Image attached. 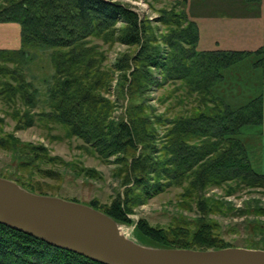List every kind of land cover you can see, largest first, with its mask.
Masks as SVG:
<instances>
[{
    "label": "trees",
    "instance_id": "16d2710c",
    "mask_svg": "<svg viewBox=\"0 0 264 264\" xmlns=\"http://www.w3.org/2000/svg\"><path fill=\"white\" fill-rule=\"evenodd\" d=\"M159 21L168 28L160 37L136 13L109 0H0V22H15L21 27V48L0 50V97L8 104L22 105V109L14 106L11 115L18 127L28 128L39 121L58 124L101 157L116 156L126 186L122 197L118 194L107 207L95 201L88 205L119 224L129 225L128 214L135 206L171 187L195 197L202 213L208 210L205 201L209 199L204 198L208 188L228 186L233 191V183L237 188L264 189V174L253 166L247 146L249 135L259 136L258 129L264 124L262 95L258 92L246 102H232L229 94L215 93L221 83L235 85L233 76L242 82L237 67H233L247 58L254 59L249 69H259L261 74L262 48L202 50L197 24L186 12L163 11ZM118 22L124 26L117 27ZM93 39L135 47L132 54L121 53L115 65L116 71L122 72L119 88L123 91L127 84L132 102L126 121L111 119L115 105L103 92L112 76L102 71L103 54ZM159 39L169 48L165 54ZM42 52H49L53 67L44 107L40 91L22 68ZM152 68L162 73L160 86L178 80L188 97L196 95L195 106L174 117L151 119L144 95L155 84ZM4 119L0 117V148L17 151L21 142L11 134L2 136ZM158 127L165 129L160 137ZM22 145L30 147L32 159L47 158L44 147ZM138 147L140 152L136 153ZM13 181L29 191L47 194ZM256 213L264 215V208ZM207 227L199 223L191 234L182 229L155 228L139 219L134 231L140 243L154 247H231L219 243ZM0 264L101 263L0 224Z\"/></svg>",
    "mask_w": 264,
    "mask_h": 264
},
{
    "label": "rangeland",
    "instance_id": "374dc122",
    "mask_svg": "<svg viewBox=\"0 0 264 264\" xmlns=\"http://www.w3.org/2000/svg\"><path fill=\"white\" fill-rule=\"evenodd\" d=\"M109 1L117 2L136 13L138 19L147 22L159 37L168 29L159 21L163 11H184L190 19H197L200 25L204 26L203 29L208 28L212 21L213 25L217 23L219 25L220 16L217 15V10H221L222 16H230L232 13L234 16L243 18L240 14L241 0H204L202 5L201 2L198 5L196 0H187L185 3L183 0ZM221 20L230 24L235 17H226ZM122 26H124L122 22L117 23V27ZM206 32L209 33V31ZM93 41L103 54L102 71L112 76L108 89L103 92L104 97L115 105L111 119L126 121L128 107L132 102L126 90L127 84L123 91L119 88L122 72L116 71L115 65L121 53L132 54L135 47H128L118 42L106 43L99 39H93ZM243 42L240 40L239 43L236 42L238 45L233 47L226 46L225 42H215L214 45L216 47L219 45L220 49L254 50L251 40ZM158 43L162 48L161 53L165 54L169 48L161 39ZM36 54L26 61L22 68L27 73L28 80H31L40 91L41 106L44 107L45 92L53 74V67L49 52ZM253 60V58H247L243 64L233 67H237L236 71L242 76L241 83L233 76L235 85L221 83L215 89V93L229 94L228 99L232 102L235 99L237 102H246L252 95L260 92L263 83L260 70L254 71L251 67L249 69V63ZM9 66L12 67V64ZM152 69L155 84L144 95L145 105L151 107L149 108L151 119L161 115L165 118L174 117L195 106L196 95H193V99L188 97L187 90L180 86V81L168 82L160 86L162 73L156 68ZM131 71L132 69L126 73L128 79H130ZM2 82V75H0V84ZM14 106L22 109L19 102L16 105L8 104L2 96L0 97V117H5L2 136L11 134L21 142L17 151L0 148V175L41 189L49 195L54 194L84 204L95 201L99 206L107 207L118 194L122 197L126 186L122 184L121 165L116 162V156L101 157L91 146L69 135L67 129L58 124L39 121L28 128L18 127L17 122L11 117ZM35 111L39 112L40 109ZM157 129L159 137L162 136L165 129L163 127ZM251 138L255 139L257 136L254 135ZM22 144L44 147L47 158L32 159L30 147ZM157 145L160 147V144ZM139 150L140 147L136 153H139ZM53 158L54 160H50ZM232 186L236 187L233 191L228 186L208 188L204 192V198L209 199L205 201L208 210L203 213L197 206L195 197L184 195L182 188L171 187L145 200L143 204L135 206L132 213L128 214L132 222L129 225L121 224V228L132 229L130 238L139 242L134 231L139 219L155 228L166 231L182 229L191 234L197 229L199 223L203 222L207 224L211 235L223 245L264 248V215L256 213L257 209L264 208V189L237 188L238 186L233 183Z\"/></svg>",
    "mask_w": 264,
    "mask_h": 264
},
{
    "label": "water",
    "instance_id": "95a60500",
    "mask_svg": "<svg viewBox=\"0 0 264 264\" xmlns=\"http://www.w3.org/2000/svg\"><path fill=\"white\" fill-rule=\"evenodd\" d=\"M0 224L101 264H264V249L162 248L126 238L94 207L39 194L0 177Z\"/></svg>",
    "mask_w": 264,
    "mask_h": 264
},
{
    "label": "crops",
    "instance_id": "0c3cea01",
    "mask_svg": "<svg viewBox=\"0 0 264 264\" xmlns=\"http://www.w3.org/2000/svg\"><path fill=\"white\" fill-rule=\"evenodd\" d=\"M197 4L204 0H196ZM213 13V9L211 11ZM217 15L220 16L218 23L213 25L209 24L208 28L203 29L204 26L195 19L199 31V47L202 50L213 49L216 46L215 42H225L226 46L233 47L239 41H250L251 46L254 48H262V71L264 68V0H241L240 14L243 18L234 16H222L221 10H217ZM220 14V15H219ZM226 17H235L230 24L223 22L221 19ZM206 31H209L207 33ZM243 42V43H244ZM219 46V45H218ZM217 46V47H218ZM21 47V27L15 22H0V50H18ZM253 50V51H254ZM263 83L261 84L260 94L263 97L264 106V71L261 72ZM260 79V78H259ZM261 80V79H260ZM230 96V95H229ZM228 96V97H229ZM257 138H251L254 135H249L247 141L248 151L253 166L256 170L264 174V124L258 129Z\"/></svg>",
    "mask_w": 264,
    "mask_h": 264
},
{
    "label": "bare ground",
    "instance_id": "6f19581e",
    "mask_svg": "<svg viewBox=\"0 0 264 264\" xmlns=\"http://www.w3.org/2000/svg\"><path fill=\"white\" fill-rule=\"evenodd\" d=\"M120 231H121L122 235H124L126 238L136 241L135 239L130 238L131 235H132V229H129V228H121L120 227Z\"/></svg>",
    "mask_w": 264,
    "mask_h": 264
}]
</instances>
